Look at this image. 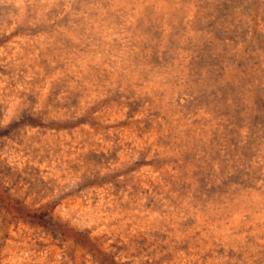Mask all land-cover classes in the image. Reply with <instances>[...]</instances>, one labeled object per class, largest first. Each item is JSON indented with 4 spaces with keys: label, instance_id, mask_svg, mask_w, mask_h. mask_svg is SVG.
I'll list each match as a JSON object with an SVG mask.
<instances>
[{
    "label": "rangeland",
    "instance_id": "374dc122",
    "mask_svg": "<svg viewBox=\"0 0 264 264\" xmlns=\"http://www.w3.org/2000/svg\"><path fill=\"white\" fill-rule=\"evenodd\" d=\"M0 264H264V0L0 4Z\"/></svg>",
    "mask_w": 264,
    "mask_h": 264
},
{
    "label": "clouds",
    "instance_id": "9594fccd",
    "mask_svg": "<svg viewBox=\"0 0 264 264\" xmlns=\"http://www.w3.org/2000/svg\"><path fill=\"white\" fill-rule=\"evenodd\" d=\"M27 2L30 4L33 2V0H27ZM41 2L43 3V0H41ZM0 4H11L16 8H19L21 15H23L25 0H0ZM30 23H33V22H30ZM33 26H34V23H33ZM197 76H198V73H197ZM163 81H164V77H161V83H162L161 91L167 90L169 88V84L163 83ZM209 95L210 96L215 95V93L210 92ZM186 99L189 101V103L193 102V96L191 95V93H189ZM196 99L198 100L199 97H196ZM20 118L21 120H27L30 118H38V114L26 110L20 114ZM219 159H220L219 153H216L215 155L211 156V158L205 159L204 161L205 168L200 173H198L199 180H200V188L202 191L211 192L214 190H218L220 186V181L216 179V176L221 170L219 166Z\"/></svg>",
    "mask_w": 264,
    "mask_h": 264
},
{
    "label": "trees",
    "instance_id": "16d2710c",
    "mask_svg": "<svg viewBox=\"0 0 264 264\" xmlns=\"http://www.w3.org/2000/svg\"><path fill=\"white\" fill-rule=\"evenodd\" d=\"M31 218V217H30Z\"/></svg>",
    "mask_w": 264,
    "mask_h": 264
}]
</instances>
